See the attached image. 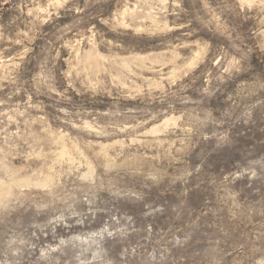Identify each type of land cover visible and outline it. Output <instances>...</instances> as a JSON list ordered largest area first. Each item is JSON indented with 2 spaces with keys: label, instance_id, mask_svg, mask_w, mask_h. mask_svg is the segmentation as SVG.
I'll list each match as a JSON object with an SVG mask.
<instances>
[{
  "label": "rangeland",
  "instance_id": "obj_1",
  "mask_svg": "<svg viewBox=\"0 0 264 264\" xmlns=\"http://www.w3.org/2000/svg\"><path fill=\"white\" fill-rule=\"evenodd\" d=\"M0 264H264V0H0Z\"/></svg>",
  "mask_w": 264,
  "mask_h": 264
},
{
  "label": "bare ground",
  "instance_id": "obj_2",
  "mask_svg": "<svg viewBox=\"0 0 264 264\" xmlns=\"http://www.w3.org/2000/svg\"><path fill=\"white\" fill-rule=\"evenodd\" d=\"M94 56V55H93ZM87 58V57H86ZM62 132V131H61ZM58 133V132H57ZM57 133H56V135H57ZM60 133V132H59ZM55 134V133H54ZM65 134V133H64ZM50 135H52V133L50 134ZM61 135H62V133H61ZM56 137V136H55ZM59 137V136H58ZM68 140V139H67ZM66 143V142H65ZM71 143V142H70ZM74 145V144H73ZM65 146V145H64ZM63 147V146H62ZM72 147V146H71ZM66 148V147H65ZM75 148V147H74ZM60 149H61V147H60ZM68 149H69V147H68ZM67 149V150H68ZM71 149V148H70ZM74 150V149H73ZM75 152V151H74ZM77 153V152H76ZM69 155V154H68ZM67 155V156H68ZM61 158H62V156H61ZM68 159V158H67ZM70 159V158H69ZM68 161H70V160H68ZM73 161V160H72ZM17 183V182H16ZM1 187H2V185H1Z\"/></svg>",
  "mask_w": 264,
  "mask_h": 264
}]
</instances>
